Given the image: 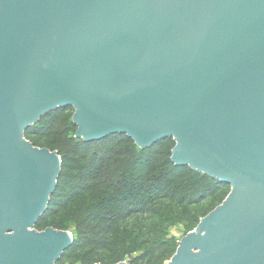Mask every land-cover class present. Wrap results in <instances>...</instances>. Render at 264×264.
I'll list each match as a JSON object with an SVG mask.
<instances>
[{"label":"water","instance_id":"water-1","mask_svg":"<svg viewBox=\"0 0 264 264\" xmlns=\"http://www.w3.org/2000/svg\"><path fill=\"white\" fill-rule=\"evenodd\" d=\"M68 108L77 139H172L231 188L168 264H264V0H0V264L73 245L36 229L62 159L25 137Z\"/></svg>","mask_w":264,"mask_h":264},{"label":"trees","instance_id":"trees-1","mask_svg":"<svg viewBox=\"0 0 264 264\" xmlns=\"http://www.w3.org/2000/svg\"><path fill=\"white\" fill-rule=\"evenodd\" d=\"M67 110L73 109H59L48 114L25 134L26 139L34 146L41 148L45 147L51 151L57 150L59 155H62L63 151L67 149L70 154L77 155L78 157L80 156L82 160L91 156L89 162H91L93 167L90 168L91 170H89V172L92 170L95 171L91 177L88 174L78 177L79 182H74L73 180L70 182L65 181L66 186L70 183L74 184L71 185L68 195H62L60 192L62 187L61 181L64 177L62 171L58 180L57 189L51 197L48 210L36 225V229H46V227H52L56 230L66 229V223L63 220L55 221V219L67 214L68 210L71 209L72 206L77 205L85 196L89 197L85 206L81 207L83 209L81 214L78 215V213H76L74 215L73 219L75 220L77 218L78 222L75 225L78 226L79 230L73 237V245L64 253L59 264L70 254H77L78 252H82L94 246L99 250L109 246V244L105 246L106 239L110 235L115 234L117 231L116 228L121 222L126 220V217H131L138 213L146 214L158 201L176 199L182 203L196 205L206 200L211 191L215 192L213 191L215 188H229L228 185L220 184L211 177L191 170L188 167H176L169 158L165 160L162 159L163 166H165L166 169L163 170L162 173H158V177L150 179L147 174H142L141 172L145 170V167L159 162L157 158L159 153L154 146L164 147L166 140L149 149L142 150L138 149L134 141L127 138L125 135H115L99 142L90 143H86L73 136L62 139L63 134L67 137L66 134L70 131V128L68 129V125L61 129H55V127L58 126V118ZM46 120H49V124L47 126H42V123ZM71 126L77 128L74 123L71 124ZM50 137H55V139L48 140ZM121 146H126L124 153L116 151ZM147 150H151L150 153L152 155L154 154L156 157L153 159L149 158L146 154ZM124 155L126 157L120 159V157ZM62 160L63 169L65 159ZM151 161L153 162L151 163ZM156 167H159V165L157 164L151 169L149 173L150 176L155 172ZM122 171L126 172L122 174V176L126 174L129 175L126 178L127 182L124 184V186L129 188L127 192L131 193L135 198L138 196L142 198L143 203L137 208H133V206H135L138 201H132L128 196L123 199H118V197L108 199L109 197L107 196L100 197L96 194L98 184L101 186H111L119 190L116 184L111 183ZM101 176H103V178ZM186 178L190 179V184H184L183 181ZM206 181H211L212 187H210L211 189L203 190L200 184H204ZM192 182L194 186H192ZM190 186L194 187V190H190L193 196L182 195V190L188 189ZM107 199L109 200L107 204L110 203V205L108 204L107 207H103L102 203ZM121 204L123 206L131 204V207H129L127 211H121L123 213H116V210L120 211L123 209Z\"/></svg>","mask_w":264,"mask_h":264},{"label":"rangeland","instance_id":"rangeland-1","mask_svg":"<svg viewBox=\"0 0 264 264\" xmlns=\"http://www.w3.org/2000/svg\"><path fill=\"white\" fill-rule=\"evenodd\" d=\"M73 114L74 110H67L58 118V126H56L55 129H61L67 125L68 129L70 128V131L66 134L67 137L63 134L62 139L72 136L74 138L76 137L75 134L77 128L71 126V124L74 123ZM48 124L49 120H46L42 123V126H47ZM50 139L54 140L55 137L48 138V140ZM174 147L175 142L173 140H166L164 147L154 146L159 153V156H157L159 162L145 167V170L141 173L147 174L150 179L158 177L159 174L166 169V167L163 166L162 159H171V152ZM137 148L140 149L139 147ZM125 150L126 146H121L116 151L124 153ZM150 152L151 150L146 151L147 156L152 159L155 158L156 156L154 154L152 155ZM59 156L62 157L61 159H65L64 168L62 169L64 177L61 181L62 187L60 192L62 195H68L71 185L74 184L70 183L66 186L65 181L70 182L73 180L74 182H79L78 177H81L84 174H88L91 177L95 171L92 170L89 172V170H91L90 168L93 167L91 162H89L91 156L82 160L80 156L78 157L77 155L70 154L67 149ZM125 157L126 156L124 155L120 157V159H124ZM152 162L153 161H151V163ZM157 164L159 167H156L155 172L150 176L149 173L151 169ZM125 173L126 172L123 171L120 172L118 174L119 176L113 179L111 183L116 184L119 190L111 186H101L98 184L96 194L100 197L107 196L109 197L108 199L112 197L123 199L128 196L130 200L138 201L137 204L133 206V208H137L143 203L142 198L139 196L135 198L131 193L127 192L129 188L124 186V184L127 182L126 178L129 175L126 174L125 176H122V174ZM101 177L103 178V176ZM183 182L184 184L191 183L189 178L184 179ZM211 184V181H206L204 184L201 183L200 187H202L203 190L211 189ZM192 186H194L193 182ZM192 186L188 189L182 190L181 194L191 196L192 193H190V190H194V187ZM213 191L215 192L211 191L206 200L196 205L182 203L176 199L158 201L151 207L148 213H138L131 217H126V220L121 222L116 228L117 231L115 234L110 235L106 239L105 246L106 244H109V246L100 250L94 246L92 248H87L82 252H78L77 254H70L60 264H168L176 254L180 241L189 233L194 232L201 219L213 212L226 200L231 192V188L221 187L220 189L215 188ZM108 199L104 200L102 203L103 207H107L108 204L110 205V203L107 204L109 201ZM88 200L89 197L85 196L79 203H77L78 206H72L67 214L55 219V221L63 220L66 223V229L63 231L70 232L73 237L79 230L78 226L75 225L78 221L77 218L75 220L73 219L74 215L76 213H78V215L81 214L83 211L81 207H84ZM122 207L123 209L120 211L116 210V213L127 211L128 208L131 207V204L122 205ZM37 230L44 231L45 229L37 228Z\"/></svg>","mask_w":264,"mask_h":264}]
</instances>
